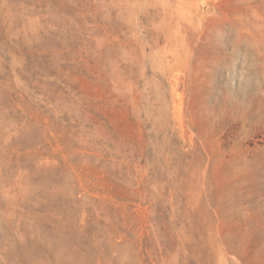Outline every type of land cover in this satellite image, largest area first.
Listing matches in <instances>:
<instances>
[{"label": "rangeland", "instance_id": "1", "mask_svg": "<svg viewBox=\"0 0 264 264\" xmlns=\"http://www.w3.org/2000/svg\"><path fill=\"white\" fill-rule=\"evenodd\" d=\"M0 264H264V0H0Z\"/></svg>", "mask_w": 264, "mask_h": 264}]
</instances>
